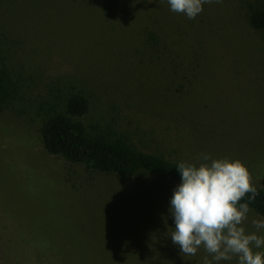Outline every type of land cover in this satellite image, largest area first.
Listing matches in <instances>:
<instances>
[{
  "label": "rangeland",
  "instance_id": "rangeland-1",
  "mask_svg": "<svg viewBox=\"0 0 264 264\" xmlns=\"http://www.w3.org/2000/svg\"><path fill=\"white\" fill-rule=\"evenodd\" d=\"M259 1L214 0L188 19L167 0H0V264L212 261L170 238L177 183L143 179L155 192L140 197L136 181L48 155L38 128L80 90L89 132L197 166L202 154L239 160L264 188V38L249 24ZM66 178L95 189L71 197ZM258 218L243 226L264 236Z\"/></svg>",
  "mask_w": 264,
  "mask_h": 264
},
{
  "label": "clouds",
  "instance_id": "clouds-1",
  "mask_svg": "<svg viewBox=\"0 0 264 264\" xmlns=\"http://www.w3.org/2000/svg\"><path fill=\"white\" fill-rule=\"evenodd\" d=\"M167 2L171 11L195 19L203 5L214 0ZM202 159L205 162L199 166L181 162L176 168L181 182L170 199L173 244L183 256H195L202 247L216 264L233 257L238 264H264V251H254L264 246V236L247 233L243 226L251 211L249 203L258 194L248 169L239 160L213 159L208 154H202ZM248 194V202L242 203ZM252 225L264 229V218L253 219ZM212 261L206 256L203 264Z\"/></svg>",
  "mask_w": 264,
  "mask_h": 264
},
{
  "label": "trees",
  "instance_id": "trees-1",
  "mask_svg": "<svg viewBox=\"0 0 264 264\" xmlns=\"http://www.w3.org/2000/svg\"><path fill=\"white\" fill-rule=\"evenodd\" d=\"M249 24L259 30L264 38V0H260L251 11ZM9 96L10 90L2 85L0 80V109ZM89 110V100L82 91L70 92L65 97L62 111H48L38 128L42 149L48 155L62 159L68 166L84 167L91 172L104 174L123 182L136 181L131 189L135 188L136 192L133 190L132 193L140 197L155 192L151 184L142 183L143 179L165 177L177 184L181 182L176 169L180 161L170 160L160 153L143 151L122 133L89 132L81 120ZM83 183L75 187L66 178L64 186L70 188L67 190L71 197L76 192L83 196L95 189V187L86 188L91 185ZM253 186L258 194L255 200L249 203V207L256 215L264 218V188L254 183ZM122 187L125 189V186ZM250 195L248 194L241 202H248Z\"/></svg>",
  "mask_w": 264,
  "mask_h": 264
}]
</instances>
